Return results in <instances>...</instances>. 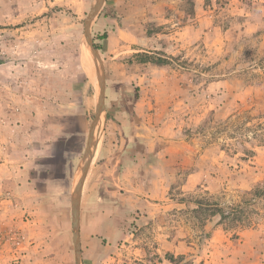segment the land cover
<instances>
[{
    "label": "rangeland",
    "instance_id": "374dc122",
    "mask_svg": "<svg viewBox=\"0 0 264 264\" xmlns=\"http://www.w3.org/2000/svg\"><path fill=\"white\" fill-rule=\"evenodd\" d=\"M95 3L0 0V109L22 112L9 117L16 127L1 125L0 264H76L72 195L99 97V65L84 38ZM90 35L105 72L92 149L102 140L105 147L95 171L103 154L118 156L124 145L109 113L141 94L158 106L159 93L177 91V150L161 141L170 162L160 201L165 230L151 228V181L135 174L144 158L128 154L133 180L109 193L101 168L102 188L85 194L101 220L94 225L84 211V228L94 225L96 236L80 241L81 264H143L146 239L162 231L181 242L177 255L162 254L163 264H221L214 240L232 257L249 236L264 255V0H103ZM173 76L176 84L164 82ZM160 112H150L158 129ZM47 140L48 149H36ZM103 195L116 196L118 208L93 200Z\"/></svg>",
    "mask_w": 264,
    "mask_h": 264
},
{
    "label": "crops",
    "instance_id": "0c3cea01",
    "mask_svg": "<svg viewBox=\"0 0 264 264\" xmlns=\"http://www.w3.org/2000/svg\"><path fill=\"white\" fill-rule=\"evenodd\" d=\"M145 80V77H141V80ZM174 81L167 82L164 81L166 84H176L175 76H173ZM155 84L152 82H157L156 79L152 78V80H148V83ZM160 82V81H159ZM164 83V85H165ZM159 84V83H158ZM118 97L116 100H120V94L117 95ZM155 98L153 100H158L157 95H154ZM152 97H147L145 94H141L140 98L135 102L134 107L130 109L129 111L125 108L122 102H120L121 105L117 104L114 105L113 109L115 114L109 113L114 117V120L112 121L111 128L114 130H119L122 138L124 140V145L121 150V154L115 157H108L104 154L102 155L103 163L100 164L98 169L104 168V171L106 175H110L107 177V179L100 177V175H97L100 171L96 172V167H94V161L97 160V155L100 156L101 153L104 151V140H102L101 145L99 146V142L95 144V146L92 149L93 152V160L91 161V164L87 170L85 182L81 191L80 196V202H79V243L81 241L84 242V239H88L86 241L90 242L93 241L95 234V224L96 219L98 218L95 214V212H91L92 209H88L90 207L87 202L89 200L85 199V194L87 190H91L96 187L97 189H101L102 186L105 188V191L109 193L112 191L110 189V186L114 189L115 186L118 188H121L124 181L127 180H133V170L135 169L134 165H136L135 161L131 162L129 159H127L126 156L134 149V143L135 138H138V136H144L145 141L143 139H140V142L144 144L146 147V155L145 159H141V161H138L139 163L143 164V167L141 171L136 170L135 174L137 176L141 174L142 178L151 181V185L149 189L146 191L145 197L147 196V199L145 200L147 203V212L150 214L152 219V225L151 228H153V225L156 228H159L161 230H165L164 223L160 221V212L165 207L164 204L160 203V201L164 197L165 193V187H166V180L168 178L167 176V170H165L164 165L169 164V158L167 154H163L165 150H167V147H170V149L177 150V145L170 142V139L173 138L175 135V132L173 131V127L177 124V91H164L159 93V99L161 100L160 103L153 104L151 102ZM1 99V98H0ZM6 105V103H5ZM8 107V105H7ZM19 108V107H18ZM16 109L17 111H9L7 109H0V132L2 128V123H5L4 126L8 125L10 127L11 124H15L14 127H16L17 123H15V120H12L11 116L13 117H19L22 115L21 109ZM151 110H153V113H155L158 110H161L160 116L164 117V121L161 123V128L166 127L165 129L157 128V124L155 121L151 120L152 114L150 113ZM16 112H20L19 114H15ZM10 115V116H9ZM31 115V114H30ZM85 115V114H84ZM145 115V116H144ZM24 116V115H23ZM120 117V120L119 118ZM121 117H123L121 120ZM104 119H109L107 115H105ZM144 121L146 123H144ZM153 123V124H152ZM141 126H136V125ZM144 128L147 132L145 135L139 134L137 129ZM13 129V128H11ZM16 132V129H13ZM32 131V130H31ZM37 139L36 141H38ZM162 140L165 141V145L161 142ZM40 142V140H39ZM50 140L43 141V144L41 147H37L36 149L39 151H43L44 149H48ZM100 147V149H99ZM34 151V149H33ZM150 154V155H149ZM85 152L83 154V158H81V161L84 160ZM138 157V156H137ZM2 155L0 153V160ZM4 158V156H3ZM130 165V166H129ZM102 166V167H101ZM167 166V165H165ZM138 168V167H137ZM99 176V177H98ZM97 178V179H96ZM105 179L106 183L108 185L101 186V180ZM97 180V181H96ZM113 180V182H112ZM91 181V186L89 185ZM98 186V187H97ZM91 187V188H90ZM109 187V188H108ZM71 185V190H72ZM112 194V192H111ZM95 197V196H94ZM97 198L101 199L102 202L106 203V206H113L115 208H118V201L115 199H112L110 195H103L99 197L93 198V200H97ZM108 202V204H107ZM94 203V202H93ZM104 203V204H105ZM87 204V205H86ZM92 204V203H91ZM95 204V203H94ZM90 210V211H89ZM84 211H88L86 217L92 221L93 219V227L90 228V231L85 230L84 225L85 221L84 218ZM156 218V220H155ZM101 220L100 218H98ZM101 222V221H100ZM161 222V223H160ZM108 224V222H105ZM89 224V223H88ZM108 227V226H107ZM108 229V228H107ZM153 231V229H152ZM93 236V237H92ZM246 237L249 235H245ZM215 242V248L217 250H221V254H223V260L221 261V264H264V255H258L256 251L253 249V245L256 244L253 242V238L251 236L245 238L242 243H238V247L236 248L237 254H233L234 256L230 257L229 247L227 245H224L222 243H219L218 241L214 240ZM217 243V244H216ZM146 245L148 248V252L142 256L143 258V264H163L165 262L164 257L162 254L165 252H171L175 255H177V249L179 248V245H181V242L177 243V239L167 238L164 234V231L160 234V232H157L156 235H150L146 239ZM213 246V249H214ZM214 251V250H213ZM214 254L215 252H212V262L214 261ZM225 256V257H224ZM161 259V261H160Z\"/></svg>",
    "mask_w": 264,
    "mask_h": 264
},
{
    "label": "water",
    "instance_id": "95a60500",
    "mask_svg": "<svg viewBox=\"0 0 264 264\" xmlns=\"http://www.w3.org/2000/svg\"><path fill=\"white\" fill-rule=\"evenodd\" d=\"M103 0H96V3L93 5L85 23H84V38L87 43V46L90 48L91 54L93 55L94 59L98 62V84H99V97L98 102L95 108V117L91 123L89 128L87 142L85 147V156L84 160L82 161V168H81V175L78 179V182L74 188L73 195H72V242H73V249H74V259L76 264H81L80 262V243H79V202L81 191L85 182V177L87 170L93 160V152H92V142L94 137V131L96 125L100 121L101 113L103 110V102H104V92H105V72L103 68L102 61L98 54V51L93 46L91 41L90 35V28L93 19L97 16L100 11L101 3Z\"/></svg>",
    "mask_w": 264,
    "mask_h": 264
},
{
    "label": "trees",
    "instance_id": "16d2710c",
    "mask_svg": "<svg viewBox=\"0 0 264 264\" xmlns=\"http://www.w3.org/2000/svg\"><path fill=\"white\" fill-rule=\"evenodd\" d=\"M106 35H103L102 38H105ZM96 49H100L99 47H96ZM153 64L155 65H160L159 61H156V62H153ZM162 64V63H161ZM127 94H121V99L122 101L127 98ZM139 97H135L134 100L132 102H130L129 104H131V106L128 105V103L124 102L123 101V105L125 106V108L129 111L130 109L133 108L135 102L138 100ZM135 143H134V149L132 152L129 153V156L131 157H135L136 155L137 156H140V158H144L145 159V156L147 157L148 154L146 155V147L144 146V144H142L140 142V139L139 138H135ZM150 155V154H149ZM143 173L141 174V177H142Z\"/></svg>",
    "mask_w": 264,
    "mask_h": 264
}]
</instances>
